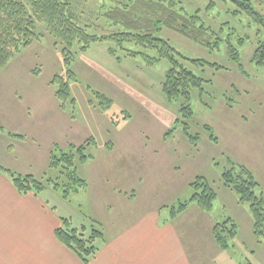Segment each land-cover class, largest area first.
Instances as JSON below:
<instances>
[{
    "label": "rangeland",
    "instance_id": "1",
    "mask_svg": "<svg viewBox=\"0 0 264 264\" xmlns=\"http://www.w3.org/2000/svg\"><path fill=\"white\" fill-rule=\"evenodd\" d=\"M20 1L28 7L27 0ZM64 1L72 19L88 32L101 35L122 30L105 17L115 4L111 1ZM249 2L264 17V0ZM177 9L188 15L197 12L208 34H215L213 43L217 37L221 39L219 49H211L169 29L160 33L183 55L221 66L191 67L205 81L201 90L191 92L192 116L182 115L181 98L168 101L162 92L166 59L149 65L144 56L126 55L116 48L121 57L117 61L107 52L111 44L106 42L93 43L83 52L72 50L69 70L74 75L68 83L73 101L61 104L55 95L56 83L51 82L57 75L66 77L68 72L61 44L36 19L38 37L0 68V124L27 129L36 121L40 147L36 149L29 141L22 145L36 159L43 156L48 143L52 148L68 150L72 144L94 139L85 150L87 160L79 163L76 158L75 166L82 178L100 172L97 176L101 181L90 180L92 190L70 193L66 198L61 195L62 184L60 190L46 185L41 192L73 225H84L86 234L93 222L107 236L114 213L148 216L153 212L164 223L173 207L190 199L193 191L189 183L203 177L217 194L212 209L202 212L190 202L171 223L181 232L192 264H218L221 253L211 255V216L221 222L233 214L250 215L247 205L235 206L233 192L221 180L222 171L246 167L258 182L257 192L264 197V66H256L251 60L262 32L244 12L236 13L239 8L231 0H178ZM226 41L236 46L240 68L228 57ZM124 47L142 51L134 44ZM100 94L110 100L108 108L99 103ZM186 126L194 137L192 141L183 132ZM58 174L48 168L37 178L46 183ZM128 180L140 183L134 202L121 197ZM128 197H132L130 193ZM195 211H200L201 217L188 218ZM246 222L247 216L243 233L247 232ZM255 249L257 254L251 263L264 264V244ZM231 251V264L247 262L239 248Z\"/></svg>",
    "mask_w": 264,
    "mask_h": 264
},
{
    "label": "trees",
    "instance_id": "2",
    "mask_svg": "<svg viewBox=\"0 0 264 264\" xmlns=\"http://www.w3.org/2000/svg\"><path fill=\"white\" fill-rule=\"evenodd\" d=\"M109 1L115 4L105 13V17L113 24L119 25L122 30L99 35L88 32L86 27L75 22L70 16L68 4L64 0H27L28 7L20 0H0V68L5 66L20 49L30 45L38 37L35 28V20L38 19L45 24L48 32L61 44L63 63L68 69L66 77L57 75L51 81L56 83L55 95L61 104L68 100L73 101L70 98L68 83L74 75L69 70L73 60L72 50L76 48L83 52L93 43L106 42L111 44V46L108 45L107 52L116 57L117 61L121 58L116 52L118 49H121L126 55L140 54L144 56L149 65L166 59L168 68L162 81V92L168 101L181 98L183 100V104L180 106L182 115L192 116L193 112L189 104L191 92L195 88L201 90L205 81L196 75L191 67L220 69L221 66L201 58L194 59L183 55L173 47L168 39L160 36V33L163 29H169L211 49L214 47L219 49V40L221 39L217 37L213 43L215 34H208V28L200 23L199 14L196 12L193 15H188L185 11L177 9L178 0ZM231 1L239 8L236 13L244 12L261 28L262 38L252 52L251 60L256 66H264L263 15L254 9L249 0ZM239 43L243 44V39H240ZM125 44H134L142 48V51L126 50L124 49ZM225 46L228 57L240 68L236 46L230 41H226ZM148 51H154V56H151ZM100 96L102 99L99 103L104 108H108L110 100L101 94ZM183 132L192 141L194 137L188 134L187 126ZM210 139H214V137L210 135ZM93 140L90 138L80 145H70L68 150L55 147L50 153L48 168L57 170L59 174L55 179H47L46 183L30 174L23 175L2 167H0V171L8 175L20 193L26 194L31 191L38 193L45 189L46 185L60 190V184H62L64 190L61 195L66 198L70 193L85 190L88 185L86 179L77 174L75 160L77 158L79 163H84L87 160L89 155L85 153V150ZM63 178L64 180H62ZM221 180L224 186L235 194L240 204L247 205L252 218V233L259 241L264 242V197L261 192H257L258 182L253 174L244 166L231 167L222 171ZM189 185L193 191L190 199L173 207L171 216L181 213L190 202L196 204L204 212H209L212 209L217 194L209 182L199 176ZM85 231L84 225L75 226L70 219L63 217L61 226L55 230V235L83 263L87 264L97 254L98 240H103L104 234L93 222L89 233L86 234ZM212 231L217 245L222 250L231 246L230 243L237 233L236 224L230 217L216 223ZM245 264H251V262Z\"/></svg>",
    "mask_w": 264,
    "mask_h": 264
},
{
    "label": "crops",
    "instance_id": "3",
    "mask_svg": "<svg viewBox=\"0 0 264 264\" xmlns=\"http://www.w3.org/2000/svg\"><path fill=\"white\" fill-rule=\"evenodd\" d=\"M8 127L9 124H0V167L23 175L30 174L36 178L45 173L50 153L54 150L53 146L50 143L45 145L43 156L37 159L34 154L30 155L28 147H22L27 141L36 149L40 147L36 121L27 129L22 126L16 129ZM19 150L24 153H16ZM98 173L100 172L96 171L94 177H84L88 183L85 190H92L90 180L93 183L101 181ZM139 184L136 180H128L123 186L126 189L122 199L134 202V192ZM42 191L20 193L8 175L0 171V264H85L57 239L55 230L61 226V218L67 217L41 196ZM128 193L132 197H128ZM232 196L237 204L235 206H240L235 194ZM188 206L189 203L184 211L175 216L170 215V219H165L164 223L153 212V215L148 216L112 214L110 235L108 232L107 236L104 234V239L98 244L97 254L87 264H192L181 232L171 223L181 216ZM195 212L188 218L201 217L200 211ZM246 216L247 232L243 233V219H246ZM228 217L235 222L237 233L226 250L220 249L211 235V255L221 253L218 264H231L230 261L233 260L230 258L234 255L228 250L239 248L247 258L245 261L251 262L250 259L257 254L255 246L264 244L252 233L251 215L244 213ZM218 222L220 221L217 218L211 216V231ZM243 262L240 260L238 264H244Z\"/></svg>",
    "mask_w": 264,
    "mask_h": 264
}]
</instances>
